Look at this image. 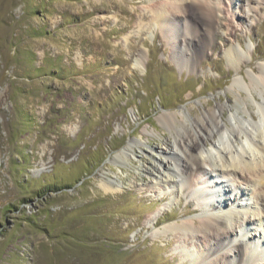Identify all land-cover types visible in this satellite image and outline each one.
<instances>
[{
	"label": "rangeland",
	"instance_id": "rangeland-1",
	"mask_svg": "<svg viewBox=\"0 0 264 264\" xmlns=\"http://www.w3.org/2000/svg\"><path fill=\"white\" fill-rule=\"evenodd\" d=\"M219 1L212 45L202 60L182 62L173 42L178 23L173 32L151 23L152 5L174 0H0V264H194L181 255L187 242L162 231L209 212L239 231L232 242H249L221 213L224 195L199 206L195 190L165 171L182 155L174 143L183 130L163 117L177 116L191 130L217 103L250 97L232 84L259 78L264 65V11L257 9L264 0ZM230 50L242 57L234 67ZM225 115L235 126V114ZM127 147L121 162L117 154ZM205 170L224 186L230 207L237 189L246 191L239 196L247 210L232 209L244 232L255 234L251 248L264 264L263 180ZM105 182L121 191L106 194ZM210 186L203 185L217 195Z\"/></svg>",
	"mask_w": 264,
	"mask_h": 264
},
{
	"label": "bare ground",
	"instance_id": "bare-ground-1",
	"mask_svg": "<svg viewBox=\"0 0 264 264\" xmlns=\"http://www.w3.org/2000/svg\"><path fill=\"white\" fill-rule=\"evenodd\" d=\"M244 1L252 3L253 0ZM152 6V24L166 27L168 31L173 32L174 27H176L174 21L178 23L177 31L175 28L176 39L174 38L173 42L179 44L178 55L180 59L182 58V62L186 61L184 57L186 59L192 57L197 62L202 60L205 50L212 45L216 38V31L221 26L220 20L223 13L220 9V1L174 0L169 4L155 3ZM257 9L264 11V6ZM238 40L240 43L242 42L241 37H238ZM240 46L243 48L242 44ZM228 54L233 67L238 61L242 60L236 50H230ZM141 59L140 55L139 59L136 60V66H140ZM236 71L240 73L239 70ZM258 72L260 74L259 78L242 76V83L235 80L232 84L234 89L241 91L249 89L250 97L240 95L239 99L237 98L235 101L229 98L228 105L217 103L214 108H209L202 115H197L194 118L191 130L187 129L184 123H181L183 121H180L177 116L165 115L163 117V122L167 126L174 128V130L176 128H182L183 130L178 132L174 143V147L180 150L182 155L175 156L173 165L171 167L165 166V171L173 179V183H176V179L181 177L184 179L183 185L187 189L195 190L194 194L199 206L206 208V203L211 198L214 199L213 196L217 197L222 194L225 197L224 186L219 184L220 181L216 182L212 180V175H206L205 166L207 165L211 168V171L218 173L222 179L229 176L225 175L226 172L233 173L236 169L240 170L241 177L249 181H252L253 177L261 178L263 180L260 188L262 193L261 205L264 207V65L258 67ZM250 99L258 104L259 122H256L253 104ZM227 110L235 114V126L229 125L225 115ZM246 113L251 117L253 123L249 124L243 118L244 115H247ZM249 126H251L250 129ZM241 136L246 137V141L241 149H238L234 147V143L239 141ZM217 137H220V145L214 142ZM224 137L227 138L225 143ZM208 143L213 145V150L204 149ZM127 150L128 147L117 154L121 162L125 160ZM165 183L170 182L166 180ZM205 184H210L212 190L216 188L218 194L206 190L203 187ZM102 187L106 194H116L121 191V187L113 182H105ZM239 194L242 197L246 195V191L237 189L236 195H232L230 200H233L234 205H237L239 208L237 210L244 212L249 204L246 205L247 202L245 204L240 202ZM224 197H220V208H218L229 221L240 224V235L248 237V243L238 240V238L232 242L231 238L237 237L239 231L237 232L236 229L232 231V228L225 223L226 221L222 216H217L216 213L212 212H207V215L196 220L170 225L162 233L165 236L168 232L179 234V238L183 242H187L181 248V255L184 258L191 259L194 264H209L208 260L213 261V264H256L259 260L256 261L254 256H258L259 253L251 248L256 241L252 238L255 234L250 235L247 230L244 232L243 226H246L244 220L242 221L240 214L232 209L235 206L230 207ZM232 197L234 198L232 199ZM260 218L258 217V220L262 221ZM158 220L159 217L155 216L154 226L158 223ZM185 237L188 238L187 241H185ZM190 241L191 243H189ZM189 244L192 245L189 246ZM225 249H229L232 255L224 253ZM260 255L264 260V255ZM232 257L234 259H231Z\"/></svg>",
	"mask_w": 264,
	"mask_h": 264
}]
</instances>
